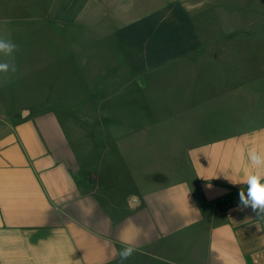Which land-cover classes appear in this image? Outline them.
Masks as SVG:
<instances>
[{
    "label": "crops",
    "instance_id": "0c3cea01",
    "mask_svg": "<svg viewBox=\"0 0 264 264\" xmlns=\"http://www.w3.org/2000/svg\"><path fill=\"white\" fill-rule=\"evenodd\" d=\"M49 4L39 20L56 27L69 20L75 29L102 4L106 24L117 21L140 37L159 34L165 6H182L168 10L170 48L176 27H190L195 42L184 41V60L171 63L215 69V93L198 99L196 123L184 138L170 130L169 155L156 169L154 146L148 143L145 155L137 124L81 129L71 119L65 127L56 108L34 106L33 96L5 109L0 264H120V234L129 226L139 229L140 250L126 264H264V216L238 210L245 185L234 183L243 178L248 149H264V0ZM244 68L246 75L229 72ZM135 141L129 155L124 143ZM135 165L136 172L127 171Z\"/></svg>",
    "mask_w": 264,
    "mask_h": 264
},
{
    "label": "rangeland",
    "instance_id": "374dc122",
    "mask_svg": "<svg viewBox=\"0 0 264 264\" xmlns=\"http://www.w3.org/2000/svg\"><path fill=\"white\" fill-rule=\"evenodd\" d=\"M51 1L0 0V36L19 46L11 61L17 71L0 85V114L17 108L24 96H33L34 106L56 108L65 127L71 119L81 129L137 124L143 129L145 155L148 143L154 146L150 165L162 167L170 151V130L175 128L177 141L184 138L196 123L198 99L215 93L210 85L216 82L215 69L171 63L184 60V41L195 42L190 27H176L170 48L168 10L182 12V6H165L159 34L140 37L121 31L117 21L106 24L102 4L95 6L93 19L75 29L69 20L59 27L39 20L51 10ZM193 23L200 30L201 18ZM230 71L247 74L246 68ZM3 100L7 102L2 105ZM124 144L129 155L136 152V141ZM137 170L135 165L127 171Z\"/></svg>",
    "mask_w": 264,
    "mask_h": 264
},
{
    "label": "clouds",
    "instance_id": "9594fccd",
    "mask_svg": "<svg viewBox=\"0 0 264 264\" xmlns=\"http://www.w3.org/2000/svg\"><path fill=\"white\" fill-rule=\"evenodd\" d=\"M19 46L10 38L0 36V56L9 58L0 60V85L6 84L9 74L17 71L16 65L11 62ZM243 178L236 184L245 185L239 191L238 210L243 211L250 207L253 212H257L260 217L264 216V149L251 147L247 151V165L241 170ZM239 174V172L237 173ZM139 237V229L134 226L125 227L120 234V248L117 255L120 264L126 262L140 249L136 245Z\"/></svg>",
    "mask_w": 264,
    "mask_h": 264
}]
</instances>
